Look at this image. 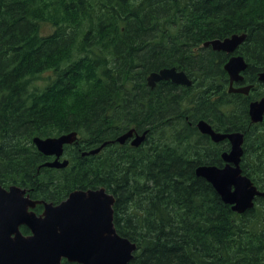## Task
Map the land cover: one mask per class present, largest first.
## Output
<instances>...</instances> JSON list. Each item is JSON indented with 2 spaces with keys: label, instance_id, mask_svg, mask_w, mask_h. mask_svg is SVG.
<instances>
[{
  "label": "trees",
  "instance_id": "obj_1",
  "mask_svg": "<svg viewBox=\"0 0 264 264\" xmlns=\"http://www.w3.org/2000/svg\"><path fill=\"white\" fill-rule=\"evenodd\" d=\"M240 32L259 44L263 60H251L263 70L264 0H0V183L55 202L106 187L117 231L138 245L128 264H264V196L238 213L195 171L222 162L196 122L224 69L194 49ZM166 66L204 92L151 88L147 75ZM262 124L242 128V166L264 191ZM130 128L149 129L143 144L83 155ZM70 131L69 165L39 167L47 158L33 138Z\"/></svg>",
  "mask_w": 264,
  "mask_h": 264
},
{
  "label": "water",
  "instance_id": "obj_2",
  "mask_svg": "<svg viewBox=\"0 0 264 264\" xmlns=\"http://www.w3.org/2000/svg\"><path fill=\"white\" fill-rule=\"evenodd\" d=\"M246 38V34H232L223 39L215 38L205 42L215 49L234 51ZM247 63L241 55H235L225 64L232 78H238ZM264 79V71L260 75ZM148 84L154 87L158 81L172 80L174 83L192 84V79L177 67H165L152 71ZM250 115L253 121H260L264 115V97L251 104ZM203 133L219 141L229 138L231 148L224 151V166L200 164L196 174L206 178L215 187L222 200L232 205L236 212L243 213L255 205L256 196H263L252 179L243 173L241 159L243 155V134L239 132L220 133L212 129L205 120L198 122ZM148 131L136 132L131 128L116 138L125 143L132 139L135 146L140 145ZM77 132L71 131L58 136L33 138L40 151L56 155L52 161L43 165L65 167L68 159L60 160L65 144L77 140ZM83 154H95L104 147ZM26 190L18 185L5 189L0 185V264H61L65 258L80 264H128L137 249L136 242L120 235L114 225L115 196L105 187L76 189L60 204L46 202L44 216L28 211L37 201L25 195ZM41 202V200H39ZM26 224L31 234L24 235L20 225Z\"/></svg>",
  "mask_w": 264,
  "mask_h": 264
},
{
  "label": "flooded vegetation",
  "instance_id": "obj_3",
  "mask_svg": "<svg viewBox=\"0 0 264 264\" xmlns=\"http://www.w3.org/2000/svg\"><path fill=\"white\" fill-rule=\"evenodd\" d=\"M233 34H235V33H233ZM238 34H246V38L234 51L228 52V51L223 50V49H215V48H213V46L211 44L205 45V42L208 40L203 42L201 46H195V49H194L195 52L194 53L198 56L203 54V53H208L209 56H211V54L213 53L212 59L216 60V61L219 60L218 56H221V58L223 60L222 66L224 69V73H222L221 75L216 74L215 77H213L215 79H214V82L212 84V87L208 92H206L207 93L206 94L207 99L209 100V103H208L209 111L206 109H203L206 116L199 118L198 121L196 122V125L198 124V122L200 120H205L208 123H210V125L212 126V129H214L216 132H220V133L239 132V133H242L244 141L242 144L243 155H242L241 160L243 162V158L245 155V140H246L247 134H246V131L242 130V128H244L246 126L248 128H250L251 126L259 127V126H262L263 125L262 123L264 122V115H263V119L260 121H253L251 118V115H250L251 104L255 101L261 100L264 97V79L260 78V75L264 71V69L257 72L256 67L252 65L253 62L251 59H253V58L258 59L259 62H261L263 60V58H262L263 51L260 49L259 44L255 41H253V43L251 44L250 41H248V35H249L248 32H240ZM231 35H228V36H231ZM209 40H211V39H209ZM201 47H204V48L202 49ZM235 55L243 56L247 65L244 69H242L240 71L238 78L234 79L231 77V74L229 73V71L225 68V64L231 59V57H233ZM187 74H188V72H187ZM189 77L192 79L191 85L174 83L173 81H171V80L170 81L173 82L174 84H177L180 87V89L193 87L195 85L196 87L193 88L194 91L204 92V89L197 87V85H196L197 82L195 80V77L190 76V75H189ZM161 81H163V80H161ZM158 82H160V81H158ZM157 83H156V85H157ZM154 87H151V88H154ZM181 91L182 90H180V92ZM240 110H241V112H243V118L246 122H243L241 117L240 118L237 117L239 115H236V114L239 113L238 111H240ZM186 118H188L187 115H186ZM221 125H228L232 129L226 130ZM197 128H198V125H197ZM148 131H149V129H148ZM201 134L208 135L209 140L213 142L212 147L216 146L214 148H215L216 152H218L219 156L222 159L221 163L215 164V165L223 166L225 164V161L222 158V153H223V151H229L231 148V145H232L229 138H224V139H221L219 141H215L214 139H212L210 134L203 133V132H201ZM146 138H147V136H146ZM201 147H202V149L205 148L204 145H202ZM40 152H42V151H40ZM256 152H257V155H261L262 154L261 148L260 147L256 148ZM43 154L46 156L47 159L45 161H43L39 165V167H48V166H45L43 164L47 161L54 160L56 158V155L55 154L48 155L45 153H43ZM64 158H65L64 156H61L60 160H63ZM49 168H51V167H49ZM53 168L61 169V167H53ZM62 168H64V167H62ZM0 184L5 189H8V190L10 189V187L12 185H17V184H12V183L8 184V185H3L2 183H0ZM23 188H25V190H26L25 195H28V197L30 199L37 201L35 206H33V207L28 206V211H32L37 216H44V211L46 208V206H45L46 202H52L54 205H57L62 201V200H60L58 202H55L53 200H47V199L42 198V197L33 196L32 191L35 190V188H37V186H34L32 188H27V187H23ZM30 189H32V191H30ZM79 189H85V188H79ZM39 200H41V202ZM20 230L22 231V233L24 235H29L32 232L31 229L26 224H21ZM68 262L78 263V262H72V261H68ZM78 264H80V263H78Z\"/></svg>",
  "mask_w": 264,
  "mask_h": 264
},
{
  "label": "bare ground",
  "instance_id": "obj_4",
  "mask_svg": "<svg viewBox=\"0 0 264 264\" xmlns=\"http://www.w3.org/2000/svg\"><path fill=\"white\" fill-rule=\"evenodd\" d=\"M120 135V134H119ZM106 141H108V140H106Z\"/></svg>",
  "mask_w": 264,
  "mask_h": 264
}]
</instances>
